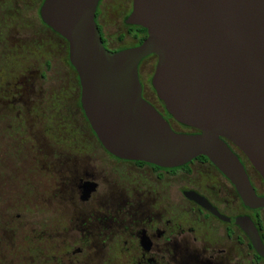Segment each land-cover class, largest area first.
Returning <instances> with one entry per match:
<instances>
[{
	"label": "water",
	"instance_id": "95a60500",
	"mask_svg": "<svg viewBox=\"0 0 264 264\" xmlns=\"http://www.w3.org/2000/svg\"><path fill=\"white\" fill-rule=\"evenodd\" d=\"M100 0H45L43 22L69 44L81 104L103 147L116 157L162 168L205 156L244 205L264 209L230 143L264 180V0H133L126 22L147 29L132 48L108 49L96 22ZM158 57L152 85L167 112L198 132H177L143 97L140 65ZM193 199L218 214L203 197ZM254 249L264 243L239 218Z\"/></svg>",
	"mask_w": 264,
	"mask_h": 264
},
{
	"label": "rangeland",
	"instance_id": "374dc122",
	"mask_svg": "<svg viewBox=\"0 0 264 264\" xmlns=\"http://www.w3.org/2000/svg\"><path fill=\"white\" fill-rule=\"evenodd\" d=\"M41 3L0 0V264H69L71 214L66 212L72 205L59 193L61 182L74 168L101 170L109 162L79 110L78 76L65 44L39 17ZM129 5L130 0H104L99 23L112 51L137 46L120 18ZM156 63V55L147 57L139 72L145 97L161 107L152 85ZM205 176L186 180L201 183ZM254 181L264 194L261 178L254 174ZM160 192L156 202L164 207L172 200L165 203ZM107 193L95 196L96 210H117L112 197L104 202ZM172 194L170 214L186 216L175 187ZM125 259L114 264H130Z\"/></svg>",
	"mask_w": 264,
	"mask_h": 264
},
{
	"label": "flooded vegetation",
	"instance_id": "af4514ba",
	"mask_svg": "<svg viewBox=\"0 0 264 264\" xmlns=\"http://www.w3.org/2000/svg\"><path fill=\"white\" fill-rule=\"evenodd\" d=\"M44 2L45 0H42L40 5L39 17L51 33L63 40L69 60L67 40L42 20L41 8ZM103 3L104 0H100L96 22L107 47L99 23ZM132 10L133 0H130L129 9H123L120 18L128 34L137 40L139 45L141 36H136L134 25L126 22ZM78 86L79 110L109 162L104 164L101 170L88 165L74 168L71 170V177L61 182L59 193L72 205V210L66 212L71 214L69 239L72 243L66 254L69 264H114L115 260L122 256L127 258L126 263L130 264H264V257L254 249L244 229L235 223L236 219L249 217L264 243V209L246 207L235 185L209 159L198 157L182 167L162 168L111 154L97 138L82 108L79 77ZM144 92L143 85L144 99L152 104L174 129L175 126L184 127L172 118L161 100L162 106L159 107L149 101ZM184 128L196 132L190 127ZM230 146L242 162L257 194L264 196L259 193L254 181L256 174L264 183L261 175L242 151L231 143ZM202 173L206 176L201 183L186 180V177ZM210 177L212 180L207 182ZM128 181L135 185H128ZM174 187L177 195L184 201L182 205L187 214L181 218L172 215V210L170 214L169 210L174 203ZM104 189L105 193L108 191L104 202L107 203L112 197L116 211L109 210L107 206L103 207L104 211L96 210L98 204L95 199L105 195H99ZM156 190L165 194V203L172 201L164 204V207L158 206ZM160 193L157 196H160ZM194 195L205 198L219 215L196 202Z\"/></svg>",
	"mask_w": 264,
	"mask_h": 264
},
{
	"label": "trees",
	"instance_id": "16d2710c",
	"mask_svg": "<svg viewBox=\"0 0 264 264\" xmlns=\"http://www.w3.org/2000/svg\"><path fill=\"white\" fill-rule=\"evenodd\" d=\"M134 27H135V30H133V31L136 33V36L137 35H140L141 36V39L139 41L140 42L139 45H140L148 37V32H147V29H145V28H143L141 26H135L134 25ZM184 127H187V126H184ZM196 132H198V131H196ZM200 158L205 159V160H208L207 157H200Z\"/></svg>",
	"mask_w": 264,
	"mask_h": 264
}]
</instances>
